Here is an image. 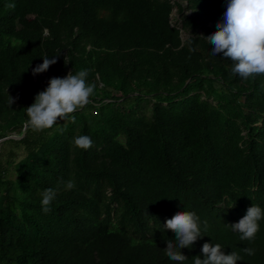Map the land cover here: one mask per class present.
Masks as SVG:
<instances>
[{
    "label": "trees",
    "instance_id": "obj_1",
    "mask_svg": "<svg viewBox=\"0 0 264 264\" xmlns=\"http://www.w3.org/2000/svg\"><path fill=\"white\" fill-rule=\"evenodd\" d=\"M225 9L0 0V138L21 135L0 141V264H194L205 242L236 252V264H264V219L252 241L229 226L252 204L264 211V75L243 80L211 55L201 36ZM45 55L57 62L33 75ZM80 70L96 89L75 122L26 129L25 108L49 79ZM80 135L90 149L74 145ZM47 188L56 197L45 213ZM178 211L194 212L203 234L179 250L183 262L165 253L175 233L164 224Z\"/></svg>",
    "mask_w": 264,
    "mask_h": 264
},
{
    "label": "clouds",
    "instance_id": "obj_2",
    "mask_svg": "<svg viewBox=\"0 0 264 264\" xmlns=\"http://www.w3.org/2000/svg\"><path fill=\"white\" fill-rule=\"evenodd\" d=\"M6 7L14 10L16 5L10 2ZM216 28L212 34L201 36L212 45L210 52L212 56L222 54L223 58L230 60L233 65L231 73L243 80L264 75V0H226V9ZM190 51L195 49L190 48ZM42 58L43 62L32 69L33 75L47 71L50 65L57 62L56 56L49 59V56L45 55ZM87 76V70H80L76 74L69 71L64 77L50 78L47 87L39 91L33 103L25 108L27 116L25 128L39 133L54 129L60 121L75 122L74 113L87 106L95 94L96 85L89 83ZM17 98L8 94L9 107ZM73 143L85 151L92 147V140L87 135L75 137ZM66 187L69 190L73 189L74 182H67ZM55 197L54 189L44 190L40 202L43 212L51 211L50 205ZM261 219H264V211L252 204L238 222L229 226L233 231L240 233L241 240L252 241L260 230L258 222ZM164 227L175 233V244L173 239H169L165 248L167 257L173 261H185L187 258L179 250L190 248L203 236L199 217L191 211L176 212L171 218L166 219ZM244 251L248 255L254 254V250L250 248ZM201 252L203 258L194 257V264H236L241 260L236 252L225 254L220 244L205 242Z\"/></svg>",
    "mask_w": 264,
    "mask_h": 264
},
{
    "label": "rangeland",
    "instance_id": "obj_3",
    "mask_svg": "<svg viewBox=\"0 0 264 264\" xmlns=\"http://www.w3.org/2000/svg\"><path fill=\"white\" fill-rule=\"evenodd\" d=\"M175 16H177V12H176V8H174L173 9V12H172V15H171V19L173 20V19H175ZM12 134H15V136H20L21 137V135L20 134H17V133H12ZM19 138V137H18ZM6 148V150H7V147H5ZM5 150V151H6ZM19 154H23V149L22 148H20L19 149Z\"/></svg>",
    "mask_w": 264,
    "mask_h": 264
},
{
    "label": "water",
    "instance_id": "obj_4",
    "mask_svg": "<svg viewBox=\"0 0 264 264\" xmlns=\"http://www.w3.org/2000/svg\"><path fill=\"white\" fill-rule=\"evenodd\" d=\"M9 137L18 138V137H20V136H19V135H18V136H15V134H10V135H6V136L0 138V141L3 140V139H5V138H9Z\"/></svg>",
    "mask_w": 264,
    "mask_h": 264
}]
</instances>
